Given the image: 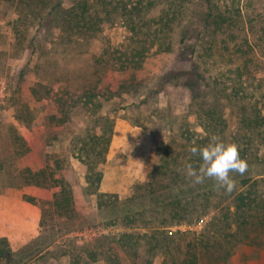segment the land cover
Listing matches in <instances>:
<instances>
[{"label":"trees","instance_id":"trees-1","mask_svg":"<svg viewBox=\"0 0 264 264\" xmlns=\"http://www.w3.org/2000/svg\"><path fill=\"white\" fill-rule=\"evenodd\" d=\"M14 3L12 9L24 15V19L15 15L14 52L25 50L26 55H34L37 60L47 53L49 45L63 53L74 51L81 59L84 54L89 68L88 73L79 72L77 77L67 74L44 82L38 79L39 66L34 62L29 84L25 76L32 60L29 57L27 62H22L18 73L9 76L4 91V104L16 110L11 115L14 122L27 128L32 124L30 105L44 100L52 103L53 113L34 125L41 127V131L46 126L64 128L70 116L83 121V115L90 113V109L96 115L83 128L80 126L82 129L75 134L72 147L78 151V159L84 166L88 194L94 196L95 208L106 215L105 221L121 231L74 246L75 254L69 264H92L95 260L102 264H230L242 247L250 250L264 247V243L257 242L260 237L256 235L264 234V192L258 189L264 181V65L260 63L264 61V35L250 43L243 39L245 34L243 38L234 34L236 30L245 31L246 35L252 33V14L243 17L227 4L222 8L218 4L211 8L208 4L203 21L204 28L212 30V36L206 39L205 34L201 35L198 48H190L187 35L177 31L178 26L187 24L184 20L187 10L184 7L182 14L175 15V5L170 0H15ZM155 4L156 16L151 9ZM217 10L221 12L219 17L214 15ZM105 27H120L121 41L103 43L100 50L89 53L86 49L89 42ZM30 29H33L31 35ZM219 33L222 37H218ZM220 45L225 50L218 49ZM258 50L263 60L258 59ZM164 54L179 59L187 54L194 60L190 70H170L161 76L165 77L164 81H183L190 90L189 113L194 115V120L191 124L184 118L179 120L180 124L169 121L170 139L158 146L159 162L146 181L135 183L132 191L122 198L100 192L98 170L109 146L112 120L100 117L102 106L98 98L141 93L143 81L150 73L147 61L153 55ZM70 78L78 82L73 84ZM149 93L154 94V89ZM5 126L3 130L0 124V159L3 160L0 170L7 159L18 160L27 149L16 127L12 123ZM99 127L104 130L100 131ZM213 135L225 143H234L239 156L247 162L243 175L229 174L235 182L230 193L217 188L212 179L194 185L186 176L185 164L196 167L200 162L199 156H193L188 149L206 145ZM47 167L45 164L36 173L28 168L16 170L22 179L20 185L53 187L51 206L56 215L70 223L78 221L80 215L75 211L72 192L63 180H52L54 175ZM57 169L59 162L54 174ZM210 213L213 214L199 232L167 229L195 226ZM183 238L187 241H182ZM142 248L150 253V258L143 257ZM26 249L29 247L13 250L0 239V264L13 256L17 259L12 258L11 264H19L30 254V249ZM154 253L156 259L157 254L162 259L155 261Z\"/></svg>","mask_w":264,"mask_h":264},{"label":"rangeland","instance_id":"rangeland-1","mask_svg":"<svg viewBox=\"0 0 264 264\" xmlns=\"http://www.w3.org/2000/svg\"><path fill=\"white\" fill-rule=\"evenodd\" d=\"M45 1L47 0H42V2ZM170 1L175 5V15L182 14L184 7L187 10L184 16L187 24L178 26L177 31L179 34L187 35V43L190 48L200 45L201 35L205 34L206 39L212 36V30L204 28L203 21L207 14L204 8L208 4L211 8L216 4L221 5V8L227 4L243 17H250L252 14L254 25L252 33L247 32L246 35L245 31L236 30L234 34L239 38H243L245 34L243 39L251 43L255 42L257 36L264 35V0ZM10 2L11 0H0V108L2 107L0 109V124L4 130L5 125L12 123L18 134L24 139L27 149L18 160L7 159L3 170H0V239L5 240L13 250L19 251L24 247H29L30 254L19 264H69V259L75 254L74 246H82L100 235L111 236L121 231L117 226H112L113 224L105 221L106 215L98 212L95 208L94 196L88 194L84 166L78 159V151L72 147L75 134L88 121H93V117L96 115L90 109V113H82L84 114L81 119L83 121L78 122L70 116L64 128L56 129L46 126L41 131V127H34V125L41 124L44 117L47 118L53 113L52 103L49 100H44L30 105L32 124L27 128L14 122L11 115L16 113V110L4 104V91L9 76L12 77L18 73L22 62H27L29 57L32 60L25 69V76L29 84L33 78L31 66L34 62L39 66L40 77L38 76V79L44 82L61 78L67 74L77 77L79 72L81 74L88 73L89 68L86 66L84 54L81 59L74 51L66 50L63 53L60 48L49 47V45L47 53L37 60L34 55H26L25 50L14 52L12 34L16 30L13 27V23L16 21L15 15H21L23 19L24 15L16 13L12 9L15 0L11 4ZM152 7L153 15L156 16V4ZM200 10L203 11L202 14L199 13ZM219 14H221L219 10L214 12L215 17H219ZM33 29H30L29 35ZM122 33L120 27H105L96 39L89 42L86 49L89 53H93L100 50L103 43L117 44L121 41ZM36 34L38 36L40 31L37 30ZM218 37H222V35L219 33ZM179 46L181 47V45ZM218 49L225 50V47L220 45ZM253 49L256 47L253 46ZM30 51L28 50V54ZM260 53L258 50L257 55ZM262 57L259 56L258 59L263 60ZM260 63L264 65V61ZM53 64L55 65L53 66ZM193 64V58L187 54L181 59L175 58L172 54H164L160 57L153 55L147 61L150 73L143 81L141 93L111 99L98 98L102 106L99 112L100 117L105 116L112 120L109 146L104 163L98 170L101 174L98 186L100 192L116 194L122 198V195L132 191L135 183L146 181L153 167L159 162L158 146L167 143L170 139L171 134L167 130L169 121H176V124H180L179 122L184 118L188 124H191L194 120V115L189 113L191 92L184 86L183 81L174 82L170 79L164 81L165 77L161 78L170 70H190ZM160 78L163 80L160 81ZM70 81H73L74 84L76 80L70 78ZM48 86L57 88L51 84ZM153 89L154 94H150L149 91ZM20 93L23 97L25 96L23 90H20ZM7 106L8 108H6ZM230 113L234 116V113ZM98 129L104 130L103 127ZM57 162H59L60 169H57L58 172L54 174ZM45 164H48V172H52L54 175L52 180H63L67 184V189L72 192L75 199V211L80 215L78 221L70 223L65 217L56 215L55 209L51 206L53 187L20 185L22 179L17 176L16 170L28 168L31 172L36 173L45 168ZM258 189L260 192H264V181L259 184ZM212 214L205 216L195 226L180 225L167 229L170 232H199ZM256 235L260 237L257 242L264 243V234L256 233ZM181 240L187 241L185 238ZM140 251L144 258H150V253L146 250L142 248ZM12 258L16 260L17 256ZM12 258L10 257L8 262L3 264H11ZM152 258L155 261H160L162 256L157 254L156 259V253H154ZM92 264L102 263L95 260ZM230 264H264V247L257 250L242 247L232 258Z\"/></svg>","mask_w":264,"mask_h":264},{"label":"clouds","instance_id":"clouds-1","mask_svg":"<svg viewBox=\"0 0 264 264\" xmlns=\"http://www.w3.org/2000/svg\"><path fill=\"white\" fill-rule=\"evenodd\" d=\"M189 152L199 156V164L194 167L192 163L185 164L186 176L191 178L194 185L201 184L205 179H212L217 188L230 193L235 182L230 173L243 175L247 170V162L239 156L234 143H225L217 136L210 137L209 142L203 146H191Z\"/></svg>","mask_w":264,"mask_h":264}]
</instances>
